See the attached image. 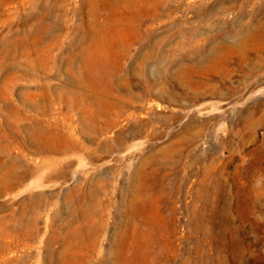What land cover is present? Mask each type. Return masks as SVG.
Here are the masks:
<instances>
[{
	"label": "rangeland",
	"instance_id": "1",
	"mask_svg": "<svg viewBox=\"0 0 264 264\" xmlns=\"http://www.w3.org/2000/svg\"><path fill=\"white\" fill-rule=\"evenodd\" d=\"M0 264H264V0H0Z\"/></svg>",
	"mask_w": 264,
	"mask_h": 264
}]
</instances>
